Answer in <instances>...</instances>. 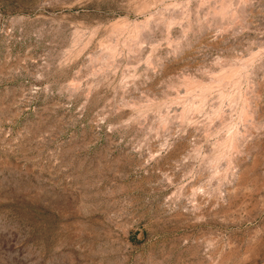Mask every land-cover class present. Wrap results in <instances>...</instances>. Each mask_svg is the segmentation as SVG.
<instances>
[{
    "label": "rangeland",
    "instance_id": "obj_1",
    "mask_svg": "<svg viewBox=\"0 0 264 264\" xmlns=\"http://www.w3.org/2000/svg\"><path fill=\"white\" fill-rule=\"evenodd\" d=\"M0 264H264V0H0Z\"/></svg>",
    "mask_w": 264,
    "mask_h": 264
}]
</instances>
